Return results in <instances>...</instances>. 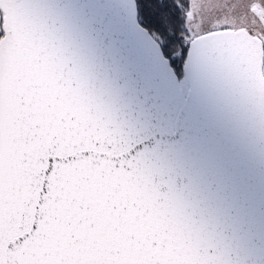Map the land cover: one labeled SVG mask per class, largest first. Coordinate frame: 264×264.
<instances>
[{"label": "snow or ice", "instance_id": "6c2138e0", "mask_svg": "<svg viewBox=\"0 0 264 264\" xmlns=\"http://www.w3.org/2000/svg\"><path fill=\"white\" fill-rule=\"evenodd\" d=\"M0 264H264V0H0Z\"/></svg>", "mask_w": 264, "mask_h": 264}]
</instances>
